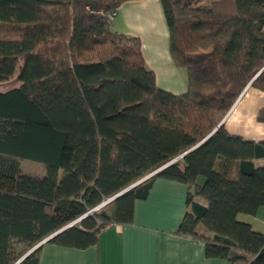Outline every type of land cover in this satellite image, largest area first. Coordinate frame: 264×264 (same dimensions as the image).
Instances as JSON below:
<instances>
[{
	"label": "trees",
	"instance_id": "obj_1",
	"mask_svg": "<svg viewBox=\"0 0 264 264\" xmlns=\"http://www.w3.org/2000/svg\"><path fill=\"white\" fill-rule=\"evenodd\" d=\"M125 1L0 0V83L20 81L0 91V264L82 215L44 243L95 245L132 221L157 177L187 185L175 233L203 241L206 257L264 264V232L239 218L264 206V139L217 126L250 81L264 92V0H160L181 93L156 84L139 37L111 27ZM44 243L18 264H38Z\"/></svg>",
	"mask_w": 264,
	"mask_h": 264
},
{
	"label": "crops",
	"instance_id": "obj_2",
	"mask_svg": "<svg viewBox=\"0 0 264 264\" xmlns=\"http://www.w3.org/2000/svg\"><path fill=\"white\" fill-rule=\"evenodd\" d=\"M111 27L139 37L145 63L153 70L159 87L173 93L185 91L186 70L170 54L160 0L123 2ZM261 107L264 92L246 85L223 117L225 129L246 139H264V122L257 120ZM254 163L264 164V158ZM187 204L186 184L157 177L146 198L135 201L132 221L110 224L100 231L97 243L86 248L44 243L38 264H231L225 258L206 257L203 241L175 233ZM239 218L264 232V206L253 215Z\"/></svg>",
	"mask_w": 264,
	"mask_h": 264
},
{
	"label": "rangeland",
	"instance_id": "obj_3",
	"mask_svg": "<svg viewBox=\"0 0 264 264\" xmlns=\"http://www.w3.org/2000/svg\"><path fill=\"white\" fill-rule=\"evenodd\" d=\"M210 0H199L202 3H208ZM18 71L15 72L12 78L8 79L5 82L0 83V91L7 90L16 86H19L20 81L17 78ZM19 166L22 173L31 174L34 176H43L44 166L43 163L30 160V159H19ZM248 216V215H245ZM244 214H240L239 217H245ZM249 219V218H246ZM17 249H20V245H15Z\"/></svg>",
	"mask_w": 264,
	"mask_h": 264
},
{
	"label": "water",
	"instance_id": "obj_4",
	"mask_svg": "<svg viewBox=\"0 0 264 264\" xmlns=\"http://www.w3.org/2000/svg\"><path fill=\"white\" fill-rule=\"evenodd\" d=\"M251 82V81H250ZM250 82L247 84L249 85ZM223 118L221 119V121L217 124V126H219L220 124H222ZM208 136V135H207ZM198 144V143H197ZM196 144V145H197ZM194 145V146H196ZM193 146V147H194ZM193 147H191L190 149H192ZM189 149V150H190ZM188 151V150H187ZM187 151L183 152L181 155H184ZM179 155V156H181ZM165 165L155 169L153 172L149 173L148 175L142 177L141 179H139L138 181L132 183L131 185L127 186L126 188H124L123 190L117 192L116 194H114L113 196H111L110 198L106 199L104 202H102L101 204H99L98 206H96L95 208H93L92 210L97 209L98 207H100L101 205H103L104 203L116 198L117 196H119L120 194H122L123 192H125L126 190L132 188L133 186H135L136 184H138L140 181L144 180L145 178L149 177L150 175L156 173L157 171H159L161 168H163ZM91 211V210H90ZM84 215L80 216L78 219L68 223L67 225L63 226L62 228L58 229L57 231L51 233L50 235L46 236L43 240H41L40 242H38L37 244H35L34 246H32L31 248H29L25 253L22 254V256H20L13 264H18L25 256H27L31 251H33L35 248H37L39 245H41L42 243L48 241L49 239H51L53 236H55L57 233H59L60 231H62L63 229H65L66 227L72 225L75 221L81 219Z\"/></svg>",
	"mask_w": 264,
	"mask_h": 264
},
{
	"label": "built area",
	"instance_id": "obj_5",
	"mask_svg": "<svg viewBox=\"0 0 264 264\" xmlns=\"http://www.w3.org/2000/svg\"><path fill=\"white\" fill-rule=\"evenodd\" d=\"M115 14H116V11L114 10L112 12L107 13V16L109 19H112L115 16Z\"/></svg>",
	"mask_w": 264,
	"mask_h": 264
}]
</instances>
